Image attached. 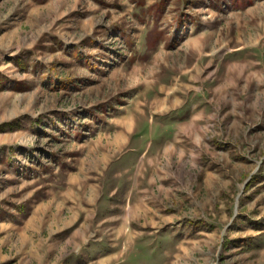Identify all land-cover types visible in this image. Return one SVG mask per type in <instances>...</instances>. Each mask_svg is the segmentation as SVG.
<instances>
[{
  "label": "rangeland",
  "instance_id": "rangeland-1",
  "mask_svg": "<svg viewBox=\"0 0 264 264\" xmlns=\"http://www.w3.org/2000/svg\"><path fill=\"white\" fill-rule=\"evenodd\" d=\"M125 122L131 240L102 170ZM80 211L99 248L59 243ZM106 238L114 264H264V0H0V264Z\"/></svg>",
  "mask_w": 264,
  "mask_h": 264
},
{
  "label": "crops",
  "instance_id": "crops-1",
  "mask_svg": "<svg viewBox=\"0 0 264 264\" xmlns=\"http://www.w3.org/2000/svg\"><path fill=\"white\" fill-rule=\"evenodd\" d=\"M125 124H126L124 126L125 128L122 129V131H120L117 134L112 135V137L107 141V144H108L107 147L110 150L115 151L117 155L114 157L109 156L108 158V156L105 154L103 159L104 161H106V165H104V168L102 170L105 169L107 172L112 168L108 173V174L111 173V179L118 180L122 177V175L125 174L126 176L127 187L124 189L122 193V196L125 198V200L123 203L121 204L119 203V206H120L119 209L121 210V212L125 211L128 215V218H127V225L129 227L128 230H125L123 228L124 220H122L119 215L114 217L113 220H117L119 222L122 220V222L119 223V226L115 231L117 234V237H123L124 239L131 240V152L135 154L139 151L140 147L138 148L139 144L137 141H139V143L142 142V137L137 134L131 135V125L128 124L127 122H125ZM143 152L144 151H141L138 153L137 160L139 159V157H141ZM125 156L129 158V161L124 163L121 167H115L119 164L118 163L119 161H122L124 159ZM116 163L118 164L115 165ZM115 191H116V188H112L111 192L114 193ZM92 193L93 192H91V195ZM91 197L92 196L86 195V199L87 198L91 199ZM66 198H72V197L70 194L67 193L65 194V199ZM75 198L79 200L82 207L84 206L87 209L88 205L83 202V197H81L80 194L76 195ZM81 212L82 211H80L79 213H75V214L73 213L72 215H70L69 219L65 220L64 226L62 227L63 229H61L63 238L61 241H59V243L60 244L65 243L69 245L71 244L72 246L75 247V249H78L79 247H82L83 249L84 247L87 248V246L90 244L89 242L91 239H94V241L96 242L94 247L99 248L100 246L98 245V243L103 244L104 238L101 234L100 236L99 234H97L95 238H88V217H87V214L83 215ZM108 218L109 217H106L105 220ZM106 240H107V243L109 244V246H107L108 249L103 252L101 250L95 249L94 255L92 257H89L90 255L87 253V256L89 258L88 257L85 258L87 262L83 264H114L120 252H123L122 249L131 246V244L127 246L125 245V246H122L121 249L115 250L114 249L115 247H113L114 245L110 244L107 238ZM34 255L35 254H32L33 258L35 257ZM42 255L43 256L41 257L40 255L39 257H36L37 259L36 264H58V263L60 264L61 263V261L54 263L53 259L51 258L49 254L44 255L43 253ZM78 264L80 263L78 262Z\"/></svg>",
  "mask_w": 264,
  "mask_h": 264
},
{
  "label": "trees",
  "instance_id": "trees-1",
  "mask_svg": "<svg viewBox=\"0 0 264 264\" xmlns=\"http://www.w3.org/2000/svg\"><path fill=\"white\" fill-rule=\"evenodd\" d=\"M162 37V32L157 31L155 29H151L149 32H147L145 38L147 41H149V44H151L153 41L154 42H159L161 41Z\"/></svg>",
  "mask_w": 264,
  "mask_h": 264
},
{
  "label": "bare ground",
  "instance_id": "bare-ground-1",
  "mask_svg": "<svg viewBox=\"0 0 264 264\" xmlns=\"http://www.w3.org/2000/svg\"><path fill=\"white\" fill-rule=\"evenodd\" d=\"M252 71V70H251Z\"/></svg>",
  "mask_w": 264,
  "mask_h": 264
}]
</instances>
